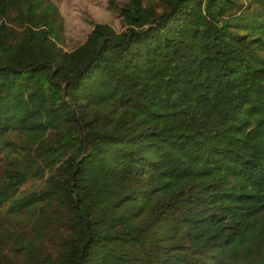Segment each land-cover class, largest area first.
<instances>
[{"label": "trees", "instance_id": "16d2710c", "mask_svg": "<svg viewBox=\"0 0 264 264\" xmlns=\"http://www.w3.org/2000/svg\"><path fill=\"white\" fill-rule=\"evenodd\" d=\"M162 1L0 0V264H264V0Z\"/></svg>", "mask_w": 264, "mask_h": 264}, {"label": "rangeland", "instance_id": "374dc122", "mask_svg": "<svg viewBox=\"0 0 264 264\" xmlns=\"http://www.w3.org/2000/svg\"><path fill=\"white\" fill-rule=\"evenodd\" d=\"M64 18V44L71 49L80 44L87 36L94 22H106L116 30L123 28L118 11L107 0H53ZM124 0H118L121 3ZM162 0H144L145 4L162 8ZM31 183H27L26 186Z\"/></svg>", "mask_w": 264, "mask_h": 264}]
</instances>
